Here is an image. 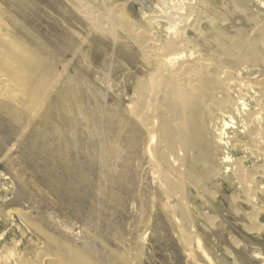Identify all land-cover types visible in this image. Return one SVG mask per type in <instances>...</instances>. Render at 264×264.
Instances as JSON below:
<instances>
[{
	"label": "bare ground",
	"instance_id": "obj_1",
	"mask_svg": "<svg viewBox=\"0 0 264 264\" xmlns=\"http://www.w3.org/2000/svg\"><path fill=\"white\" fill-rule=\"evenodd\" d=\"M67 2L82 13L90 35L107 39L110 61L121 65L125 163L145 159L188 255L201 246L192 230L198 220L213 222L196 198L217 209L216 194L230 191L232 203L249 207L250 224L243 226L257 229L264 213V18L253 7L264 8V0H139L138 10L131 0ZM249 23L256 30L239 26ZM45 55L14 35L0 5V115L6 121L24 116L28 125L38 118L47 124L45 117L59 111L63 124L75 123L65 102L74 93L70 79L50 94L53 61ZM17 218L45 239L44 249L32 255L20 241L0 243V264H94L26 212L0 214L12 228Z\"/></svg>",
	"mask_w": 264,
	"mask_h": 264
},
{
	"label": "rangeland",
	"instance_id": "obj_2",
	"mask_svg": "<svg viewBox=\"0 0 264 264\" xmlns=\"http://www.w3.org/2000/svg\"><path fill=\"white\" fill-rule=\"evenodd\" d=\"M130 4L135 10L142 6L139 0ZM0 5L14 35L53 61L49 93L69 79L75 93L65 92L73 125L63 124L59 111L45 117L47 124L38 118L28 125L24 116L9 122L0 115V214L26 212L36 226L94 264L99 258L105 264H264V213L257 229L243 226L250 224L244 215L249 207L232 203L230 191L216 194L217 209L194 199L213 222L204 226L198 220L192 230L201 246L188 255L145 159L134 156L125 163L123 70L110 61L107 39L90 35L77 8L67 0H0ZM253 11L264 18V8ZM239 26L256 30L253 23ZM67 32L73 36H63ZM16 222L12 228L9 220H0V243L14 239L32 255L42 251L45 239L19 218Z\"/></svg>",
	"mask_w": 264,
	"mask_h": 264
}]
</instances>
